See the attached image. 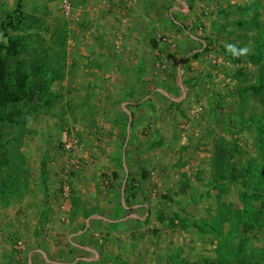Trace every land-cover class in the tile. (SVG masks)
<instances>
[{
    "label": "rangeland",
    "instance_id": "rangeland-1",
    "mask_svg": "<svg viewBox=\"0 0 264 264\" xmlns=\"http://www.w3.org/2000/svg\"><path fill=\"white\" fill-rule=\"evenodd\" d=\"M0 56V264H264V0H0Z\"/></svg>",
    "mask_w": 264,
    "mask_h": 264
},
{
    "label": "crops",
    "instance_id": "crops-1",
    "mask_svg": "<svg viewBox=\"0 0 264 264\" xmlns=\"http://www.w3.org/2000/svg\"><path fill=\"white\" fill-rule=\"evenodd\" d=\"M199 154L201 155V158L204 157L206 160L209 159V155L207 153L202 155L201 152H199ZM140 207L141 206H136V209L140 210ZM137 212L138 211L135 210L133 215L128 216L124 219V222H138L139 213ZM109 241H110L109 244H111L110 247L79 246L75 249H68V250L62 249L58 253H54V251L52 250L50 253H45L43 255L45 259L47 256L49 259V255L53 256L57 254L58 256H61V260L63 261V263L61 264H118V263H121L122 260L125 258H127V261H130L129 257H134V256H137V257L149 256L148 259L145 258V264H160L162 262L160 260H157L156 257L158 258L161 257L164 261L165 254H169L165 250H162V251L152 250L151 251L149 249H145L146 250L145 252L142 250L136 251L132 249L130 246L121 247V248L115 247V246L113 247V245H115L114 243L116 242H114V240H111V239ZM158 251H160V253H158ZM139 259L140 258H138V260ZM133 262L135 263L134 259H133ZM50 264H55V263L51 262ZM127 264H130V263L128 262Z\"/></svg>",
    "mask_w": 264,
    "mask_h": 264
},
{
    "label": "trees",
    "instance_id": "trees-1",
    "mask_svg": "<svg viewBox=\"0 0 264 264\" xmlns=\"http://www.w3.org/2000/svg\"><path fill=\"white\" fill-rule=\"evenodd\" d=\"M18 43H14L13 42V45L12 46H16ZM6 50H8V51H11L12 50V47H9V48H7ZM0 77L2 78H5V71H4V67H3V61H2V58H1V56H0ZM25 81H26V78L24 77L23 78V80H22V82H21V87H20V90L22 91L24 88H25ZM46 168H45V166H43V175H46Z\"/></svg>",
    "mask_w": 264,
    "mask_h": 264
},
{
    "label": "built area",
    "instance_id": "built-area-1",
    "mask_svg": "<svg viewBox=\"0 0 264 264\" xmlns=\"http://www.w3.org/2000/svg\"><path fill=\"white\" fill-rule=\"evenodd\" d=\"M66 147H67V149L69 151H71L73 149V145L72 144H69ZM78 152L80 153L81 150H78ZM80 155H81L82 160H84V162H87L88 161V158L86 157V155H82L81 153H80ZM68 191H69V189H66V192H68Z\"/></svg>",
    "mask_w": 264,
    "mask_h": 264
},
{
    "label": "clouds",
    "instance_id": "clouds-1",
    "mask_svg": "<svg viewBox=\"0 0 264 264\" xmlns=\"http://www.w3.org/2000/svg\"><path fill=\"white\" fill-rule=\"evenodd\" d=\"M229 48H230V50H232V51H235V49L234 48H232V46H229ZM244 52H246L247 51V49H245V50H243Z\"/></svg>",
    "mask_w": 264,
    "mask_h": 264
}]
</instances>
